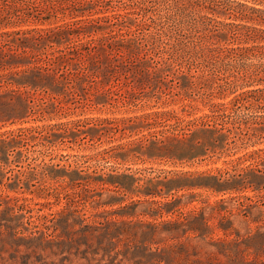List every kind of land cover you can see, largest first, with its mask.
<instances>
[{
	"label": "rangeland",
	"instance_id": "obj_1",
	"mask_svg": "<svg viewBox=\"0 0 264 264\" xmlns=\"http://www.w3.org/2000/svg\"><path fill=\"white\" fill-rule=\"evenodd\" d=\"M240 26L231 44L245 43ZM258 60L249 51L191 68L201 78L192 94L184 81L159 83L164 93L123 75L44 82L32 94L0 85V264H264V150L251 153L264 149V118L251 119L263 108L241 107L245 122L224 135L199 125L182 133V119L250 82ZM20 90L35 109L23 108ZM152 110L181 119L127 118ZM68 120L77 122L55 124ZM255 120L257 135L247 127Z\"/></svg>",
	"mask_w": 264,
	"mask_h": 264
},
{
	"label": "trees",
	"instance_id": "obj_2",
	"mask_svg": "<svg viewBox=\"0 0 264 264\" xmlns=\"http://www.w3.org/2000/svg\"><path fill=\"white\" fill-rule=\"evenodd\" d=\"M115 1L0 0V85H14L16 89L9 90L23 88L32 94L37 88L46 90L44 82L63 85L89 82L90 78L95 82H121L123 75L125 82H155L147 86L164 93L159 83L184 81L186 94H192L201 78L191 68L222 66L230 55L250 51L259 57L251 63L254 76L247 80L250 82L237 84V92L233 85L236 93L227 101H211L209 112L182 119V133L199 125L203 132L224 135L235 121L245 122L241 107L264 110V0ZM236 4L251 13L237 10ZM220 15L255 24L236 23ZM237 24H241L238 35L244 44H231L236 41ZM244 83H248L247 88L242 89ZM110 91L109 86L100 93L107 96ZM19 92L23 108L35 109L36 104H30L32 98ZM202 93L208 99L217 95ZM49 98L58 99V103H50L62 106L59 96ZM150 116L180 118L171 110H152L127 118ZM255 116L264 118V114H256L251 119ZM254 123L247 127L260 134L259 123ZM261 150L254 148L251 153Z\"/></svg>",
	"mask_w": 264,
	"mask_h": 264
}]
</instances>
